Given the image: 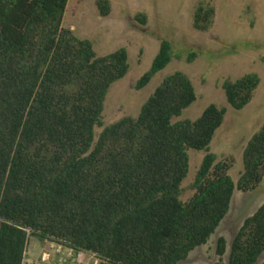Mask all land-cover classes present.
I'll return each mask as SVG.
<instances>
[{"label": "trees", "instance_id": "1", "mask_svg": "<svg viewBox=\"0 0 264 264\" xmlns=\"http://www.w3.org/2000/svg\"><path fill=\"white\" fill-rule=\"evenodd\" d=\"M68 0H0V264H23L30 238L91 253L99 264H179L207 244L229 212L234 190L254 191L264 177V121L246 143L236 184L232 161L209 153L226 108L207 106L173 123L196 94L181 72L165 77L137 117L103 126L109 88L129 71L120 48L98 57L88 40L62 26ZM101 18L108 0H96ZM214 9L198 4L192 28L207 32ZM136 21L145 24L144 14ZM161 41L146 87L172 61ZM260 84L250 73L221 89L242 110ZM100 129L97 134L96 130ZM189 151L205 156L180 200ZM227 243L216 242L214 264ZM264 253V203L233 237L228 264H255ZM264 264V262L262 263Z\"/></svg>", "mask_w": 264, "mask_h": 264}, {"label": "rangeland", "instance_id": "2", "mask_svg": "<svg viewBox=\"0 0 264 264\" xmlns=\"http://www.w3.org/2000/svg\"><path fill=\"white\" fill-rule=\"evenodd\" d=\"M110 13L101 18L96 0H68L62 26L75 37L88 40L98 57L125 48L129 71L108 90L102 114L103 126L123 117H137L141 106L174 72L184 73L192 82L195 102L173 119L194 121L209 105L226 108L221 127L209 145V153L216 161L229 159V176L236 184L243 172L242 153L247 141L259 131L264 121V0H108ZM214 9L210 29L197 32L192 28L193 12L198 4ZM144 14L145 24L136 21ZM161 41L172 46V61L158 72L143 89L135 84L149 71ZM254 73L260 84L250 103L242 110L232 109L221 89L223 81H235ZM100 129L96 130L98 134ZM189 171L183 181L180 200L186 202L193 195L190 186L205 156L204 152L189 151ZM264 203V177L252 192L234 190L230 209L206 245L195 249L179 264H214L216 242L222 237L227 243L223 264H228L230 244L242 222ZM56 244L38 242L30 238L23 264H56L58 258L70 264H93L87 255L68 257L67 250ZM43 254L46 261L42 262ZM75 257V258H74ZM74 258L75 262H70ZM264 262V253L255 264Z\"/></svg>", "mask_w": 264, "mask_h": 264}, {"label": "built area", "instance_id": "3", "mask_svg": "<svg viewBox=\"0 0 264 264\" xmlns=\"http://www.w3.org/2000/svg\"><path fill=\"white\" fill-rule=\"evenodd\" d=\"M56 246H57V248H58V250L57 251H59V249H61V248H64V247H62L61 245H57L56 244ZM65 250H67V254H68V257H72L73 255H74V253L70 250V249H67V248H64ZM79 256L81 255H87V256H89L90 257V259H93L94 261H93V264H99L100 263V259L98 258V257H96L94 254H91V253H80V254H78ZM77 255V256H78ZM75 256V255H74ZM45 257H47L46 256V254H43V258H42V262H44V261H46V258ZM75 258V257H74ZM74 258H71V260H70V262H75V260H74ZM69 262V260H67V259H64V258H58L57 259V262H56V264H70V263H68ZM77 264H80V262L77 260Z\"/></svg>", "mask_w": 264, "mask_h": 264}]
</instances>
